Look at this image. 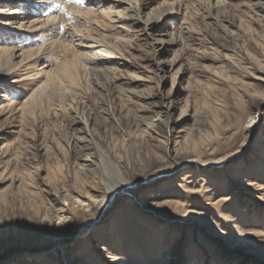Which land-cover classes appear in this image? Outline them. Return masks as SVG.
<instances>
[{
  "label": "rangeland",
  "instance_id": "1",
  "mask_svg": "<svg viewBox=\"0 0 264 264\" xmlns=\"http://www.w3.org/2000/svg\"><path fill=\"white\" fill-rule=\"evenodd\" d=\"M140 1L154 28L75 22L118 41L88 64L111 78L97 90L72 85L58 47L0 58V264H264V0H194L165 20L175 0ZM5 12L0 49L48 43ZM70 88L89 134L60 109Z\"/></svg>",
  "mask_w": 264,
  "mask_h": 264
},
{
  "label": "bare ground",
  "instance_id": "2",
  "mask_svg": "<svg viewBox=\"0 0 264 264\" xmlns=\"http://www.w3.org/2000/svg\"><path fill=\"white\" fill-rule=\"evenodd\" d=\"M192 1L194 0H175L163 4L156 9V13L158 14L155 15H158L159 18L163 20L168 19L173 15L179 14L187 7L186 4ZM203 3L208 9L212 10L215 9L216 6L222 4V1L203 0ZM0 4H13L15 6V8L11 10L0 11V14L7 11L5 12L7 16H13L6 19L3 25H12L22 32H29L30 34L41 36L46 39L45 42H48L44 47L38 48L35 52L21 49H0V58L5 57V66L13 69L15 65L23 64L26 61H31L33 65H37L39 63L37 60L40 58L41 54H43V57L41 56L42 58H47V55L51 54L55 47H58L63 51V54L73 55L70 64H66L65 66L67 70H64V72L67 74V79L74 87L80 88L86 85L87 89L90 84L94 82V86H96V88H94L97 90V88L103 87L104 82L111 79L103 70H95L88 64L94 62L95 59H100L102 55L98 53H100L99 51L101 49H113L118 44V41L115 38L112 39L108 36L101 35H99L98 39L91 38V41H89V35H83L80 23L75 24V22L80 21L81 18H91V16H95V18L103 19L102 22L105 21V23L110 26L124 25L128 23L129 20H133V18L143 20L142 22L147 28H154L156 23L152 19L154 16L151 15V18L149 17L150 12H148L146 16H141L143 5L140 0H0ZM24 10L29 15H23L25 14ZM21 14L23 16L18 18L17 15ZM60 29H62L61 32ZM171 36L174 37V34H171ZM43 51L44 53H42ZM59 58L57 63L65 60V56ZM43 64H47V61H44ZM53 64L56 66L55 63ZM48 68L49 65H46V67L36 71V75L40 74L45 76L47 81L48 77L57 74L58 70H56V68L53 70ZM46 81L38 90L47 85ZM38 90L31 94L28 101H33L40 97L38 95L39 92H37ZM76 90L79 92L77 93ZM76 90H73V88L66 91L64 90V96L62 95L64 98H62L64 108L61 107L62 105L60 106L61 108H59L62 110L64 109L66 114L73 116V124L75 126L81 125L89 134L88 120L83 119L82 121V119H78L79 117H75L81 116L85 110H88L83 96L81 95L83 93L80 92L79 89ZM28 101H26L25 105L28 104ZM9 107L10 109L12 108L11 105H9ZM80 166L83 169L87 168V161H82ZM127 185L128 184L123 181L113 186L106 185V189L109 193L113 194L120 192ZM81 206L89 208L90 205L89 203H81ZM57 220L58 223L63 221V214H57ZM56 239L57 237L55 240ZM55 240L52 242H58Z\"/></svg>",
  "mask_w": 264,
  "mask_h": 264
}]
</instances>
